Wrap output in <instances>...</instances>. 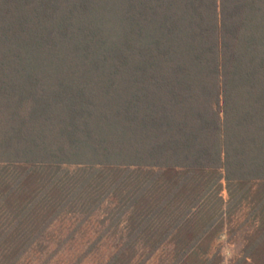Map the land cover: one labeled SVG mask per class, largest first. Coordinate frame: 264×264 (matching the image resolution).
Masks as SVG:
<instances>
[{
    "label": "trees",
    "instance_id": "16d2710c",
    "mask_svg": "<svg viewBox=\"0 0 264 264\" xmlns=\"http://www.w3.org/2000/svg\"><path fill=\"white\" fill-rule=\"evenodd\" d=\"M101 213L74 264H264V0H0V264Z\"/></svg>",
    "mask_w": 264,
    "mask_h": 264
},
{
    "label": "rangeland",
    "instance_id": "374dc122",
    "mask_svg": "<svg viewBox=\"0 0 264 264\" xmlns=\"http://www.w3.org/2000/svg\"><path fill=\"white\" fill-rule=\"evenodd\" d=\"M104 216V213H101L94 223H86L84 227L76 233L75 238L61 247L60 251L57 252V255L51 260L50 264H74L80 254H82L84 250L88 248V246L96 239L102 230L100 221L98 222L97 220L102 219ZM77 222L78 221L74 219L73 216H70L66 221L58 224L55 227V241L52 242L50 251L57 249L59 246V241L67 238V236H69V234L75 230ZM243 234V231H239L237 234L228 233V235L224 234L219 239L218 243L222 247L226 264H229V262H231L235 256L240 254L242 249ZM112 251V243H106L103 247L97 250L94 255H91L89 258L85 259L81 264H102L110 257ZM49 253L50 252L43 254L44 257L41 259L39 258L40 260L35 258L32 264H39ZM163 258V255H157L148 264H162Z\"/></svg>",
    "mask_w": 264,
    "mask_h": 264
}]
</instances>
